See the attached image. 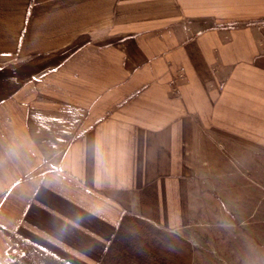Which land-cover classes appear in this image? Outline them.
<instances>
[{
  "label": "crops",
  "instance_id": "obj_1",
  "mask_svg": "<svg viewBox=\"0 0 264 264\" xmlns=\"http://www.w3.org/2000/svg\"><path fill=\"white\" fill-rule=\"evenodd\" d=\"M246 173L264 0H0V264H207Z\"/></svg>",
  "mask_w": 264,
  "mask_h": 264
},
{
  "label": "rangeland",
  "instance_id": "obj_2",
  "mask_svg": "<svg viewBox=\"0 0 264 264\" xmlns=\"http://www.w3.org/2000/svg\"><path fill=\"white\" fill-rule=\"evenodd\" d=\"M246 178L206 204V219L214 223L207 227V264H264V180L250 173Z\"/></svg>",
  "mask_w": 264,
  "mask_h": 264
}]
</instances>
